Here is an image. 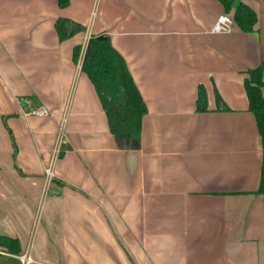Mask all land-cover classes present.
<instances>
[{
    "label": "crops",
    "instance_id": "obj_1",
    "mask_svg": "<svg viewBox=\"0 0 264 264\" xmlns=\"http://www.w3.org/2000/svg\"><path fill=\"white\" fill-rule=\"evenodd\" d=\"M242 2L254 32H213L218 0H0V236L21 245L0 247V264H264L245 89L264 63V0ZM60 18L84 30L61 41ZM92 37L111 41L146 103L137 148L82 71Z\"/></svg>",
    "mask_w": 264,
    "mask_h": 264
},
{
    "label": "trees",
    "instance_id": "obj_2",
    "mask_svg": "<svg viewBox=\"0 0 264 264\" xmlns=\"http://www.w3.org/2000/svg\"><path fill=\"white\" fill-rule=\"evenodd\" d=\"M227 15L243 32H254L258 16L254 9L242 0H218ZM70 0H59V6L65 8ZM56 31L61 41H65L83 31L79 24L59 19ZM81 47L74 49V61L78 63ZM82 71L93 84L102 107L108 117L113 134L125 139L130 148L140 145L142 120L147 113L146 103L134 82L123 56L112 46L108 38L92 37L87 45L82 63ZM264 63L248 71L245 89L249 100V110L254 114L263 144V163L258 194H264ZM217 110L228 111L229 108L216 92ZM208 111V95L203 86L199 87L197 112ZM5 121V119H4ZM11 133V132H10ZM15 146V143H14ZM56 181V180H54ZM0 247L9 253L19 255L21 245L18 239L0 236Z\"/></svg>",
    "mask_w": 264,
    "mask_h": 264
},
{
    "label": "built area",
    "instance_id": "obj_3",
    "mask_svg": "<svg viewBox=\"0 0 264 264\" xmlns=\"http://www.w3.org/2000/svg\"><path fill=\"white\" fill-rule=\"evenodd\" d=\"M233 25V20L230 15L224 14L217 18L215 24L213 25L212 31L217 33H226L231 30ZM43 113L44 110H39V113ZM23 262H28L29 259L25 256L21 257Z\"/></svg>",
    "mask_w": 264,
    "mask_h": 264
}]
</instances>
